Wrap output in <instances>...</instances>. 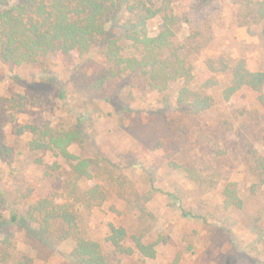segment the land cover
I'll use <instances>...</instances> for the list:
<instances>
[{
	"label": "rangeland",
	"instance_id": "374dc122",
	"mask_svg": "<svg viewBox=\"0 0 264 264\" xmlns=\"http://www.w3.org/2000/svg\"><path fill=\"white\" fill-rule=\"evenodd\" d=\"M174 6L188 19L181 38L196 30L207 36L191 56L196 83L211 75L209 58L224 56L231 65L241 58L253 71L264 68V42L238 25V8L231 0L210 6L176 0ZM159 21L151 22V33ZM46 64L43 72L39 63L11 69L0 62V96L21 98L23 104L16 120L4 127L13 157L10 163L0 160V190L8 194L0 213L7 214L11 207L24 211L48 196L66 201L73 189L69 163L54 152L31 150L32 135L26 129L18 133V128H68L84 114L90 143L109 163L92 165L93 178L78 181L84 190L98 185L105 199L100 195L99 202H77L76 207H82L80 227L99 240L110 264H171L178 256L179 264H264V172L253 171L248 162L251 150L264 156V91L260 98L244 87L225 100L222 91L231 76L219 74V84L209 91L214 105L186 118L174 106L164 110V95L145 89L140 76L108 79L96 88L106 65L99 52L88 57L54 54ZM171 87L174 105L180 84ZM70 151L82 155L89 149L78 143ZM170 161L180 168L172 169ZM186 167L202 175L199 182L183 172ZM230 184L243 200L241 209L224 207L222 191ZM137 197L146 215L137 208ZM110 223L126 227L130 235L144 232L143 240L155 244L156 256L116 251L106 241ZM8 232L14 258L24 253L36 258L34 264L69 263L70 242L38 257L24 230L11 227ZM124 244L135 249L129 237Z\"/></svg>",
	"mask_w": 264,
	"mask_h": 264
},
{
	"label": "trees",
	"instance_id": "16d2710c",
	"mask_svg": "<svg viewBox=\"0 0 264 264\" xmlns=\"http://www.w3.org/2000/svg\"><path fill=\"white\" fill-rule=\"evenodd\" d=\"M175 1L0 0V62L11 69L39 63L42 65L41 71L47 72L46 61L51 55L70 56L76 52L80 57H88L99 52L106 65L97 78L94 85L96 88L108 79L123 80L140 76L145 89L164 95V110L174 106L186 118L205 112L214 105L215 99L209 91L219 84V74L229 73L231 76L222 91L225 100H230L244 87L260 93L261 98L264 91V68L253 71L241 58L232 65L224 56L209 58L207 67L211 75L200 84L196 83V67L191 56L198 52L202 42H206L203 40L207 36L200 30L183 38L179 36L182 24L188 19L176 12ZM198 1L210 6L218 0ZM231 1L238 8V25L245 26L251 34L258 35L264 42V0ZM156 18L160 23L157 31L151 33L150 25ZM252 27L259 29L253 30ZM173 84H180L174 105L171 103V96H174L171 93ZM19 99L0 96V160L7 163L12 161L13 149L5 141L4 127L14 122L16 114L21 112L23 104ZM85 118L86 115L79 114L73 126L56 130L50 124L18 128V133L26 129L32 135L29 141L31 150L54 152L69 163L73 178L68 184H72L73 189H70L66 201L62 203L48 196L31 204L24 211L11 207L7 214L0 213V236H3L0 239V264H34L36 259L24 253L14 258L15 248L8 232L11 227L26 232L38 257H47L57 246L68 241L72 245L67 254L68 264H110L99 240L91 238L80 227L82 207H76L77 202H86L87 206H91L93 202H99L100 195L103 196L102 200L105 199L98 185L84 190L79 187L78 181L93 178L90 169L92 165L101 168L109 163V160L99 155L93 141L90 143L85 130ZM78 143L88 148L89 152L82 155L72 153L70 147ZM249 154L251 169L264 172V156L257 150H251ZM169 164L172 169L180 168L174 161ZM186 168L183 172H187L191 180L199 182L202 175L190 167ZM75 195L77 198H74ZM222 195L226 209L243 208V200L233 184L226 185ZM6 196L8 194L0 190V207L7 200ZM135 201L141 215H146L147 211L141 207L140 197L135 198ZM109 229L106 241L116 251L125 254L136 251L149 258L156 256L155 244L144 242V232L130 235L126 227L112 223L109 224ZM128 237L132 239L135 249L124 244ZM171 264H179V256Z\"/></svg>",
	"mask_w": 264,
	"mask_h": 264
}]
</instances>
